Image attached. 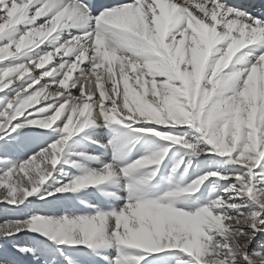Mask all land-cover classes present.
I'll return each instance as SVG.
<instances>
[{"label": "snow or ice", "instance_id": "snow-or-ice-1", "mask_svg": "<svg viewBox=\"0 0 264 264\" xmlns=\"http://www.w3.org/2000/svg\"><path fill=\"white\" fill-rule=\"evenodd\" d=\"M0 264H264V0H0Z\"/></svg>", "mask_w": 264, "mask_h": 264}, {"label": "bare ground", "instance_id": "bare-ground-1", "mask_svg": "<svg viewBox=\"0 0 264 264\" xmlns=\"http://www.w3.org/2000/svg\"><path fill=\"white\" fill-rule=\"evenodd\" d=\"M248 5H247V3H245V6L244 7H247Z\"/></svg>", "mask_w": 264, "mask_h": 264}]
</instances>
